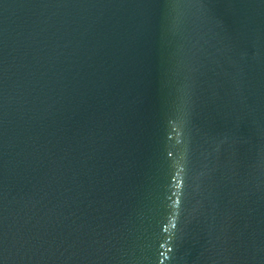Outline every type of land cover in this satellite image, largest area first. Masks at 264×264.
I'll list each match as a JSON object with an SVG mask.
<instances>
[{
  "label": "water",
  "instance_id": "95a60500",
  "mask_svg": "<svg viewBox=\"0 0 264 264\" xmlns=\"http://www.w3.org/2000/svg\"><path fill=\"white\" fill-rule=\"evenodd\" d=\"M0 264H264V0H0Z\"/></svg>",
  "mask_w": 264,
  "mask_h": 264
}]
</instances>
